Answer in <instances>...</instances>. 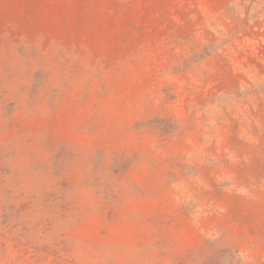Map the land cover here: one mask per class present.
<instances>
[{"label": "rangeland", "instance_id": "1", "mask_svg": "<svg viewBox=\"0 0 264 264\" xmlns=\"http://www.w3.org/2000/svg\"><path fill=\"white\" fill-rule=\"evenodd\" d=\"M0 264H264V0H0Z\"/></svg>", "mask_w": 264, "mask_h": 264}]
</instances>
